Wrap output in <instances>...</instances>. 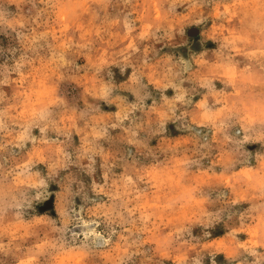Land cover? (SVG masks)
Here are the masks:
<instances>
[{
	"label": "rangeland",
	"instance_id": "374dc122",
	"mask_svg": "<svg viewBox=\"0 0 264 264\" xmlns=\"http://www.w3.org/2000/svg\"><path fill=\"white\" fill-rule=\"evenodd\" d=\"M0 264H264V0H0Z\"/></svg>",
	"mask_w": 264,
	"mask_h": 264
}]
</instances>
